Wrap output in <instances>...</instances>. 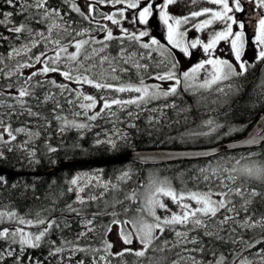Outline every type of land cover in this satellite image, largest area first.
Masks as SVG:
<instances>
[{
	"label": "snow or ice",
	"instance_id": "obj_1",
	"mask_svg": "<svg viewBox=\"0 0 264 264\" xmlns=\"http://www.w3.org/2000/svg\"><path fill=\"white\" fill-rule=\"evenodd\" d=\"M181 2L0 0V160L13 153L39 164L61 150L53 138L72 131L77 141L92 133L93 146L115 150L128 138L121 126L137 128L144 113L153 125L171 119L169 112L195 110L190 135H219L216 101L203 93L228 95L236 86L226 82L264 62V0H187L185 13L170 12ZM245 12L256 13L250 35L236 15ZM153 18L165 29L163 42L147 27ZM221 42L231 59L217 54ZM249 48L254 61L245 58ZM197 49L204 58L185 67ZM259 87L264 99V80ZM260 129L245 143L264 142ZM255 155L203 152L207 163L181 178L183 188L154 179L123 199L108 193L132 180L131 170L112 178L80 172L62 189L35 196V211L17 204L34 186L0 174V264H128V256L134 264H264V210L253 206L264 207V191L249 183L264 182V156ZM256 229L258 236L246 237ZM219 242L242 245L230 253L234 261L216 251Z\"/></svg>",
	"mask_w": 264,
	"mask_h": 264
},
{
	"label": "trees",
	"instance_id": "obj_2",
	"mask_svg": "<svg viewBox=\"0 0 264 264\" xmlns=\"http://www.w3.org/2000/svg\"><path fill=\"white\" fill-rule=\"evenodd\" d=\"M11 10V9H8ZM261 80H264V62L256 64L255 67L250 68L246 76L234 79L227 83H233L236 87L229 92L228 95L216 99V103H212L211 107L215 109L213 115L218 118L222 127L218 130L219 135L213 132L210 138L208 136H192L190 135L193 128V116L196 115L195 110L191 113L181 114L179 117L172 112H169L171 119L163 118L161 123L149 125L147 116L149 113H144L139 120H136L137 128H129L124 125L128 138L126 142H120L118 147L113 150L107 145L99 147L93 146V135L89 133L83 140L77 141V133L75 131L67 133L65 136L54 137L55 144H61V150L51 155V157L43 156L39 164L29 165L26 161L17 159L18 154L9 153L8 158L0 160V168L19 172V173H37L45 172L49 169L56 168L63 161H92V160H109L112 158L121 157L136 150L148 149H198L210 148L228 141L237 140L242 137L254 126L256 121L264 114V99L261 97ZM257 99H261V103H256ZM213 101V100H211ZM207 102L205 107H207ZM204 111L201 110L200 115ZM123 115V114H121ZM186 115L187 120L183 119ZM179 118L180 123H173L175 119ZM111 125H105V128H110ZM234 129H240L236 131ZM199 131H208V129H198ZM183 137V138H181ZM83 145V148H73L74 143ZM255 153L253 159H261L264 156V144L257 148L241 152L245 156L249 153ZM239 153H224L217 156L219 159L229 155H237ZM207 160H200L194 162H177L171 164H143L139 162L111 164L103 168H98V172H102L105 178H112L117 176L123 170H131L133 174L132 180L121 186V190L110 191L108 197L113 196L123 199L126 191L138 184H149L155 180H168L174 187L183 188V178L191 176L196 169L204 166ZM215 163V158H213ZM94 167H81V168H67L55 172H50L45 176L35 177L32 175L20 176H6L9 183H19L21 186L30 185L34 186L35 194H33L30 187L22 196L17 199V204L21 211H26L31 208L33 211L39 208L40 202L35 199V196L43 198L52 189L57 187L63 188L65 182L72 178L76 171L93 169ZM56 181V185H52V181ZM252 187H256L264 191V182L256 179L249 181ZM51 185V188L49 187ZM189 186H191L189 184ZM21 187L17 192H23ZM259 200V197L256 198ZM127 203V201L125 202ZM256 208L264 210L260 203H254ZM120 208L124 207L123 204L119 205ZM136 207L135 204L132 205ZM129 215H132L129 212ZM261 230L256 229L255 232H249L246 237L259 234ZM112 235L110 239H115ZM118 247V246H117ZM240 243H223L219 242L216 251L222 252L228 258H231L230 253L236 249H240ZM255 251V249H253ZM128 264H134L136 257H126Z\"/></svg>",
	"mask_w": 264,
	"mask_h": 264
},
{
	"label": "water",
	"instance_id": "obj_3",
	"mask_svg": "<svg viewBox=\"0 0 264 264\" xmlns=\"http://www.w3.org/2000/svg\"><path fill=\"white\" fill-rule=\"evenodd\" d=\"M264 124V114L256 121L254 126L244 135V137L228 141L210 148H196V149H148V150H136L121 157L112 158L109 160H92V161H63L55 169L46 171L44 173H19L10 170L0 168V174L5 176H20V175H42L48 174L52 171H59L67 168H81V167H95L103 168L111 164H123L131 162H139L143 164H171L177 162H194L200 160H207L205 157H201L200 153L208 152L215 149L217 156L224 153H241L253 150L264 142L257 145H249L245 141L255 132L260 131V125ZM230 260H235V256H231Z\"/></svg>",
	"mask_w": 264,
	"mask_h": 264
},
{
	"label": "rangeland",
	"instance_id": "obj_4",
	"mask_svg": "<svg viewBox=\"0 0 264 264\" xmlns=\"http://www.w3.org/2000/svg\"><path fill=\"white\" fill-rule=\"evenodd\" d=\"M186 3H187V0H182L181 3H177L176 5L171 6L170 12H172L174 15H181V14L185 13L187 11V9L185 8V4ZM237 14H240V13H237ZM153 20H154L153 26L150 27L149 29H150L152 35H154L157 38L163 40V37L165 35V29L162 26V24L159 22L158 19L153 18ZM125 26L131 27V25H127V24ZM216 27L219 28L220 25H216ZM246 29H247V27L245 28V32H246V35H247V30ZM253 30L251 31V33L253 32ZM195 35H197V33H195L194 30L189 32V38H192ZM205 36H206V33H205ZM219 49H223L224 51L221 52V51H219ZM219 49H218V52H217L218 55L224 56L227 59H231L230 55H227V56L225 55V53L227 52V49H228V45L227 44L221 42V44L219 45ZM203 58H204V55H203L201 50H199V49L194 50L192 59L191 60L188 59L186 61H183V65L185 67L191 66V65L195 64L198 60L203 59ZM245 58L250 60V61H254L255 60V49L254 48H249L246 51V53H245ZM150 83H151V81H150ZM203 96L207 97L208 101L217 99V95H210L207 92H204ZM223 96H225V95L224 94H218V98L223 97ZM122 129H123V131L126 132L125 127H122ZM243 156H245L243 153H239L237 155H229V156H226V157L229 158V159H232V158H239V157H243ZM223 158H225V157H222L221 159H223ZM200 167H202V166H200ZM200 167H198V169ZM97 170L98 169L95 168V167L93 169L79 170V171H76V173L74 175H76L77 173H80V172H98ZM117 246L119 247V245H117Z\"/></svg>",
	"mask_w": 264,
	"mask_h": 264
},
{
	"label": "flooded vegetation",
	"instance_id": "obj_5",
	"mask_svg": "<svg viewBox=\"0 0 264 264\" xmlns=\"http://www.w3.org/2000/svg\"><path fill=\"white\" fill-rule=\"evenodd\" d=\"M251 7H252L251 5H247V8L251 9ZM236 15L238 18H242V19L244 18V20L246 21L247 35H250L251 31L253 30V23H254L256 13L255 12H245V13H240V14H236ZM250 17H251V19H250ZM153 22H154V20L150 19L149 25L147 27L148 28L152 27ZM162 42H163V40H162ZM186 60H188V59H184L183 61H186ZM148 82L150 83V81H148ZM159 102H162V101H159Z\"/></svg>",
	"mask_w": 264,
	"mask_h": 264
},
{
	"label": "bare ground",
	"instance_id": "obj_6",
	"mask_svg": "<svg viewBox=\"0 0 264 264\" xmlns=\"http://www.w3.org/2000/svg\"><path fill=\"white\" fill-rule=\"evenodd\" d=\"M53 169H55V168H52V169H49V170H53ZM48 170V171H49ZM46 172V171H45ZM52 172H55V171H52ZM37 173H44V172H37ZM37 173H33V174H37ZM46 174H42V175H36L35 177H41V176H45Z\"/></svg>",
	"mask_w": 264,
	"mask_h": 264
}]
</instances>
